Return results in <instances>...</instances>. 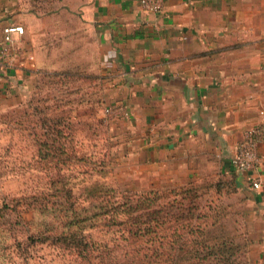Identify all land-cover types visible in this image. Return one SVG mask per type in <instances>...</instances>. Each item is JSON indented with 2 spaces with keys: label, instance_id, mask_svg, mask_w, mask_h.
<instances>
[{
  "label": "rangeland",
  "instance_id": "1",
  "mask_svg": "<svg viewBox=\"0 0 264 264\" xmlns=\"http://www.w3.org/2000/svg\"><path fill=\"white\" fill-rule=\"evenodd\" d=\"M18 2L4 17L9 21L27 15L37 65L30 86L0 103V198L8 207L0 217V264L112 262L123 230L108 221L110 195L101 194L98 183L137 192L197 186L198 201L209 215L227 213L218 224L204 226L206 250L229 236L241 264H259L250 249L248 195L224 183L231 178L218 170L215 159L178 183L140 173L142 159L127 153L132 128L107 112L119 94L102 70L96 38L80 13L83 0ZM44 120L52 123L51 138L44 132ZM46 138L55 155L46 153L51 146L44 144ZM102 166L109 171L106 177L99 175ZM171 233L165 228L156 245L147 244L163 254L161 264H175L172 257L179 245Z\"/></svg>",
  "mask_w": 264,
  "mask_h": 264
},
{
  "label": "crops",
  "instance_id": "2",
  "mask_svg": "<svg viewBox=\"0 0 264 264\" xmlns=\"http://www.w3.org/2000/svg\"><path fill=\"white\" fill-rule=\"evenodd\" d=\"M17 6L0 0V43L5 26L25 27L13 35L21 48L13 62L0 59L2 104L30 86L37 65L27 15L4 17ZM80 13L128 110L127 153L142 159L140 173L178 183L215 159L248 195L250 249L264 264V181L253 188L231 162L245 129L262 120L264 0H165L159 13L139 0H83ZM260 171L264 180V164Z\"/></svg>",
  "mask_w": 264,
  "mask_h": 264
},
{
  "label": "trees",
  "instance_id": "3",
  "mask_svg": "<svg viewBox=\"0 0 264 264\" xmlns=\"http://www.w3.org/2000/svg\"><path fill=\"white\" fill-rule=\"evenodd\" d=\"M42 126H44V132L51 138L55 132L52 123L48 126L47 121L44 120ZM45 126L50 129L48 130ZM50 138L44 139V144L51 145ZM53 147L54 145H51L46 153L51 152L55 155L56 148L53 149ZM43 152L39 149V154L46 156ZM57 152L59 154L61 150ZM101 165L106 163L101 162ZM104 167L102 166L99 172L102 177L109 175V171ZM230 178L231 180L224 179V183L231 185L230 189L233 191L237 184L233 185V176ZM98 190L101 194L110 195V204H106L110 208L102 209V212L105 210L110 215L108 221L117 226L121 225L123 230V233L115 240L117 249L113 252L112 262L109 264H161L163 254L156 249H150L147 244L156 245L161 238V235L158 236L159 233L165 228L172 232L171 236L175 237L174 243L179 245L172 257L175 264H204L205 262L241 264L237 251L230 246L233 245L231 243L233 238L229 236L220 237L222 241L218 246L215 245L212 250H206L207 246L203 238L204 226L218 224L219 217H225L227 213L215 211L213 215H209L211 211L204 210L205 206L198 201L201 195L198 193L197 186L190 184L169 191L151 189L137 192L131 189L120 190L111 185L104 186V183H98ZM101 207L104 208V206ZM7 208L4 203H0V217L6 214ZM208 218H212L214 223L207 221ZM169 223L170 225L165 227Z\"/></svg>",
  "mask_w": 264,
  "mask_h": 264
},
{
  "label": "built area",
  "instance_id": "4",
  "mask_svg": "<svg viewBox=\"0 0 264 264\" xmlns=\"http://www.w3.org/2000/svg\"><path fill=\"white\" fill-rule=\"evenodd\" d=\"M165 0H139L140 5L146 11L159 13L164 9ZM3 40L0 43V59L9 57L8 62H13L12 58L20 52L14 34L18 36L24 34L22 25H8L3 29ZM32 67H35L34 55L28 54ZM9 64V63H8ZM10 65V64H9ZM107 112L113 113L121 118L128 117V110L122 104H115L107 108ZM262 120L247 127L244 131L242 140L237 144L231 162L235 169L247 175L250 185L259 189L263 184V176L260 168L264 164V155L260 152V145L264 143V108L260 110ZM1 203V198H0Z\"/></svg>",
  "mask_w": 264,
  "mask_h": 264
}]
</instances>
